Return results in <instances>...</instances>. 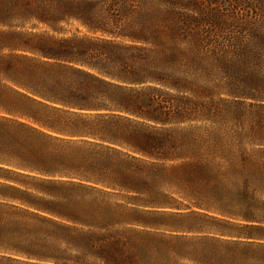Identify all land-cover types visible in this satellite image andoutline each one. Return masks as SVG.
<instances>
[{
  "label": "trees",
  "instance_id": "obj_1",
  "mask_svg": "<svg viewBox=\"0 0 264 264\" xmlns=\"http://www.w3.org/2000/svg\"><path fill=\"white\" fill-rule=\"evenodd\" d=\"M0 264H264V0H0Z\"/></svg>",
  "mask_w": 264,
  "mask_h": 264
}]
</instances>
